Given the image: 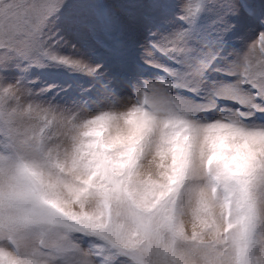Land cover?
Masks as SVG:
<instances>
[{
    "label": "snow or ice",
    "instance_id": "1",
    "mask_svg": "<svg viewBox=\"0 0 264 264\" xmlns=\"http://www.w3.org/2000/svg\"><path fill=\"white\" fill-rule=\"evenodd\" d=\"M97 2L0 0V264H264V30L236 49V0H181L121 79Z\"/></svg>",
    "mask_w": 264,
    "mask_h": 264
},
{
    "label": "rangeland",
    "instance_id": "2",
    "mask_svg": "<svg viewBox=\"0 0 264 264\" xmlns=\"http://www.w3.org/2000/svg\"><path fill=\"white\" fill-rule=\"evenodd\" d=\"M189 3L195 8L202 0H189ZM236 3L239 11L231 17L236 27L225 39L236 49H243L254 33L264 30V0H236ZM180 4L181 0H98L89 23L107 37V48H95L94 59L103 61L109 74L121 79L149 75L152 70L143 63L144 47L152 32L166 33L179 26ZM225 14L220 10L210 11L200 21V30L212 31L211 18ZM90 47L94 46L84 43L81 50L87 51ZM252 55L260 57L259 46ZM153 58L163 60L159 55ZM33 77L38 80L37 87L62 85L74 79L58 69L34 70Z\"/></svg>",
    "mask_w": 264,
    "mask_h": 264
},
{
    "label": "clouds",
    "instance_id": "3",
    "mask_svg": "<svg viewBox=\"0 0 264 264\" xmlns=\"http://www.w3.org/2000/svg\"><path fill=\"white\" fill-rule=\"evenodd\" d=\"M63 195H64V198H65V199H69V198H70V197L68 196V193H66V192L63 193Z\"/></svg>",
    "mask_w": 264,
    "mask_h": 264
},
{
    "label": "bare ground",
    "instance_id": "4",
    "mask_svg": "<svg viewBox=\"0 0 264 264\" xmlns=\"http://www.w3.org/2000/svg\"><path fill=\"white\" fill-rule=\"evenodd\" d=\"M250 31H248L247 35H249Z\"/></svg>",
    "mask_w": 264,
    "mask_h": 264
}]
</instances>
